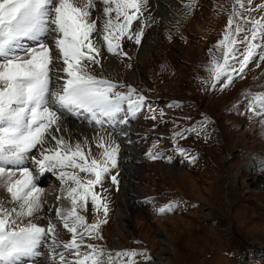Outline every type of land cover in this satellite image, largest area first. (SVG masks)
<instances>
[{"label": "rangeland", "instance_id": "1", "mask_svg": "<svg viewBox=\"0 0 264 264\" xmlns=\"http://www.w3.org/2000/svg\"><path fill=\"white\" fill-rule=\"evenodd\" d=\"M181 2L176 19L163 26L145 18L142 9L140 19L132 25L134 31L142 29L141 43L125 37L122 50L126 56H113L101 47L98 59H104L106 53L117 59L116 68L93 66L97 77L124 85L117 90L127 92L130 86L146 99L134 116L120 114L136 127L134 146L141 159L130 220L124 229L116 220V195L122 186L118 168L121 145L110 132L120 119L110 123L105 118L103 125L91 120L95 124L86 127L91 138L82 140L81 145L86 153L91 150L89 159L101 158L103 149L97 146L101 141L119 145V151L117 166L110 167L101 184L94 187L108 207L107 217L103 209L97 211L90 197L86 207L78 205L88 224L107 220L100 223L96 238H83L81 251H89L88 244L95 245L105 252L103 260L109 253L139 254L121 257L117 264H264V109L256 105L253 110L251 99L264 93V61L257 59L242 74H233L231 84L226 79L213 81L208 67L233 0ZM252 5L257 9L251 12L252 17L264 16L258 11L264 0H252ZM156 28L160 39L149 43L141 69L132 79L140 51ZM193 128L196 131H186ZM149 152L159 154V158L151 159ZM79 175L83 181L94 179L85 173ZM112 176L118 184L112 183ZM69 186L74 185L62 182L59 174L51 175L42 188L48 194L39 197L41 210L22 218V225L29 220L38 222L46 212L49 222L57 225L56 243L52 240L48 244L49 253L55 254L49 263L61 264V253L67 261L75 260L62 247L71 234L56 216L57 209L70 207L66 198ZM0 203L13 207L4 199ZM169 204L173 205L170 211L159 213L160 207ZM252 253L261 258L245 263L246 255Z\"/></svg>", "mask_w": 264, "mask_h": 264}, {"label": "snow or ice", "instance_id": "2", "mask_svg": "<svg viewBox=\"0 0 264 264\" xmlns=\"http://www.w3.org/2000/svg\"><path fill=\"white\" fill-rule=\"evenodd\" d=\"M249 5L252 0H233L208 67L213 81L226 79L231 84L233 74H242L257 59L264 61V16L252 17L257 9ZM258 11L264 12V5ZM141 15V0H0V184L13 205L8 208L0 203V264H17L21 257L36 256L42 240L50 235L56 243V224L49 222L45 228L29 220L22 225V218L33 217L42 208L36 178L56 169L61 170L62 182L74 185L66 189L70 207L56 210L63 228L71 234L62 247L75 256L70 262L61 253V264H117L121 257L139 255L109 253L103 260V249L92 244L86 245L89 251H81L83 238H96L100 223L107 220L88 224L78 205L86 207L90 197L97 211L103 209L107 217L108 207L94 187L101 184L110 167L117 166L119 145L101 141L97 145L103 149L101 158L89 159L90 149L86 153L80 143L73 145L55 133L61 131L60 110L87 113L103 125L105 118L122 119L121 113L134 116L144 106L146 98L136 89L129 86L127 92H121L117 89L124 85L99 78L92 71L101 64V47L113 56H126L122 50L125 37L141 43L142 29L132 28ZM24 40L33 43L25 46ZM251 99L253 110L256 105L264 109V93ZM177 135L183 137V133ZM33 149L39 150L38 157L34 153L29 157ZM148 155L159 158L152 152ZM25 159H33L37 167L23 166ZM79 173L94 179L83 181ZM111 179L118 184L116 176ZM172 207L169 204L158 211L163 214Z\"/></svg>", "mask_w": 264, "mask_h": 264}, {"label": "bare ground", "instance_id": "3", "mask_svg": "<svg viewBox=\"0 0 264 264\" xmlns=\"http://www.w3.org/2000/svg\"><path fill=\"white\" fill-rule=\"evenodd\" d=\"M182 0H141L142 3V9H143V15L145 18L150 20L151 22H155L157 24H160L161 26L165 25L166 23H171V21L176 19V16L178 15V9L181 6ZM95 35V34H94ZM160 39V31L158 28H156L150 35V37L147 39V42L143 49L140 51L139 60L137 61L135 65L134 73L132 74V79L134 78V74L139 73L141 69V60L142 57H144V54L146 53V49L149 45V43L157 42ZM25 46L31 45L33 42L24 40L23 41ZM105 58L101 60L102 66H105L110 69L116 68L117 65V59L111 58L108 56V54L104 53ZM62 111L61 119L59 121V126L61 131L56 132L55 135L58 137H64L66 141H69L71 144L75 145L76 143H80L82 140H89L91 138L89 132L87 131V126L90 124H93L91 122V118L87 121L89 114L81 112L80 114L75 113H69L66 110H60ZM59 114V112H58ZM123 117V119H120L116 121L114 126L112 127V131L110 129V132H112L113 135H116L119 139V145H121L120 152H119V159H118V168L121 171L122 176V186L119 191V193L116 195L117 200V217L116 220L120 221L121 228H125L127 226V222L130 220V212H131V206L130 202L133 199V197L136 194L135 191V185H134V179L137 174H139L138 170V163L140 162L139 152L138 148L135 145V134H136V127L134 125H130L131 121L128 122V120ZM107 122H113L107 121ZM95 124V123H94ZM93 124V125H94ZM110 128V127H108ZM55 142L53 141L52 144ZM35 154V156H39V150L33 149L32 153H29V157L32 156V154ZM28 167L29 169H34L37 166L34 163L33 159H25L24 165ZM11 167V166H9ZM171 170H174V168H171ZM60 169L53 170L51 172H45L41 173L36 178V186L40 190L39 197H44L48 193H43L42 188L46 187L47 180L51 175H58ZM54 178V177H53ZM52 181V180H51ZM4 199L5 202L9 203L10 200V194L7 193L5 188L2 184H0V201ZM42 227H47L49 223V218L46 215V212H43L41 218H39V221L36 222ZM52 237L51 235L49 237H45L41 245L39 246L37 252L38 254L34 257H21L20 260L17 262V264H21L23 261H31L32 264H54L53 262H50L48 260L52 257H55L54 253H49L48 251V244L52 243ZM52 248V247H51ZM52 250H50L51 252Z\"/></svg>", "mask_w": 264, "mask_h": 264}, {"label": "trees", "instance_id": "4", "mask_svg": "<svg viewBox=\"0 0 264 264\" xmlns=\"http://www.w3.org/2000/svg\"><path fill=\"white\" fill-rule=\"evenodd\" d=\"M261 256L257 253H252L251 255H246V257L244 258V262L245 263H249L250 261H254L257 259H260Z\"/></svg>", "mask_w": 264, "mask_h": 264}]
</instances>
